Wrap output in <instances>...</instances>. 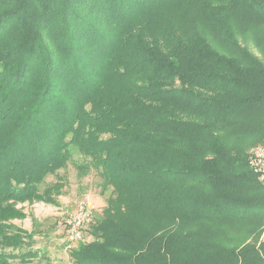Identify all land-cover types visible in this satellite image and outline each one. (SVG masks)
I'll return each mask as SVG.
<instances>
[{
	"label": "trees",
	"instance_id": "trees-1",
	"mask_svg": "<svg viewBox=\"0 0 264 264\" xmlns=\"http://www.w3.org/2000/svg\"><path fill=\"white\" fill-rule=\"evenodd\" d=\"M261 144L264 0H0V264L70 164L110 193L70 264H264Z\"/></svg>",
	"mask_w": 264,
	"mask_h": 264
},
{
	"label": "rangeland",
	"instance_id": "rangeland-1",
	"mask_svg": "<svg viewBox=\"0 0 264 264\" xmlns=\"http://www.w3.org/2000/svg\"><path fill=\"white\" fill-rule=\"evenodd\" d=\"M258 146H264V144ZM61 173L64 174L65 186L51 201L32 203L27 201L17 206V209L23 213V217L13 219L12 224L28 234H33L36 242L35 250L43 248L50 255L46 253V258H43L44 252H42V256L26 264H70L68 252L91 242L93 237L90 235V226L100 223L105 217L110 193L107 191L104 193L99 188L95 172L85 176L70 164V167L67 170H61ZM49 180L53 182L55 178L50 177ZM84 201H89L91 204L90 217L83 226L85 241H70L67 239V222L77 213L78 207ZM112 212L116 211L112 210ZM13 264L23 263L13 261Z\"/></svg>",
	"mask_w": 264,
	"mask_h": 264
},
{
	"label": "built area",
	"instance_id": "built-area-1",
	"mask_svg": "<svg viewBox=\"0 0 264 264\" xmlns=\"http://www.w3.org/2000/svg\"><path fill=\"white\" fill-rule=\"evenodd\" d=\"M250 167L259 180L264 183V146H257L250 151ZM90 210L89 201L80 204L77 213L67 222V239L83 241V226L87 222V218L90 217Z\"/></svg>",
	"mask_w": 264,
	"mask_h": 264
}]
</instances>
